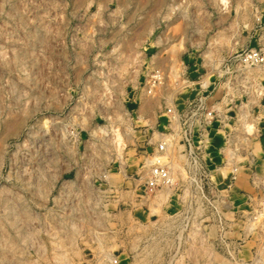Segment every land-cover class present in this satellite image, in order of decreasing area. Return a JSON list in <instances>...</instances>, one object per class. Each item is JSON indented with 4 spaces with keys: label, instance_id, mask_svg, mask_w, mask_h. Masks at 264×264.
Returning a JSON list of instances; mask_svg holds the SVG:
<instances>
[{
    "label": "rangeland",
    "instance_id": "obj_1",
    "mask_svg": "<svg viewBox=\"0 0 264 264\" xmlns=\"http://www.w3.org/2000/svg\"><path fill=\"white\" fill-rule=\"evenodd\" d=\"M259 47L264 0H0V264H264Z\"/></svg>",
    "mask_w": 264,
    "mask_h": 264
},
{
    "label": "built area",
    "instance_id": "obj_2",
    "mask_svg": "<svg viewBox=\"0 0 264 264\" xmlns=\"http://www.w3.org/2000/svg\"><path fill=\"white\" fill-rule=\"evenodd\" d=\"M262 53H264V51L260 47L250 50L248 54H246L243 57V61L246 64L260 63L261 61L264 60ZM169 111L171 112L172 110L169 109ZM213 117L214 115H213L212 110L204 112L203 114V118L205 120L212 119ZM158 151L159 153L165 152V144H160ZM150 164L151 166H150L148 177L146 180V184L150 188H156L158 186H162L164 184L171 182L170 168L168 167L166 163L163 162L162 156L160 155L155 156L154 158L150 160Z\"/></svg>",
    "mask_w": 264,
    "mask_h": 264
},
{
    "label": "crops",
    "instance_id": "obj_3",
    "mask_svg": "<svg viewBox=\"0 0 264 264\" xmlns=\"http://www.w3.org/2000/svg\"><path fill=\"white\" fill-rule=\"evenodd\" d=\"M81 259H85L88 261H97L100 260V256L99 253H97L96 255L94 253H85V255L81 257Z\"/></svg>",
    "mask_w": 264,
    "mask_h": 264
}]
</instances>
